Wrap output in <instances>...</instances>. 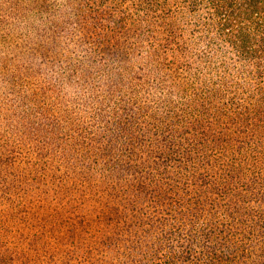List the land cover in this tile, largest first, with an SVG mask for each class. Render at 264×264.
Returning a JSON list of instances; mask_svg holds the SVG:
<instances>
[{"label":"trees","instance_id":"obj_1","mask_svg":"<svg viewBox=\"0 0 264 264\" xmlns=\"http://www.w3.org/2000/svg\"><path fill=\"white\" fill-rule=\"evenodd\" d=\"M0 264H264V0H0Z\"/></svg>","mask_w":264,"mask_h":264}]
</instances>
